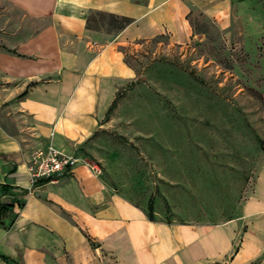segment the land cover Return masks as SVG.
Instances as JSON below:
<instances>
[{
  "label": "crops",
  "instance_id": "1",
  "mask_svg": "<svg viewBox=\"0 0 264 264\" xmlns=\"http://www.w3.org/2000/svg\"><path fill=\"white\" fill-rule=\"evenodd\" d=\"M96 13L133 22L89 28ZM198 14L230 40L264 35V0H0V264H264V146L238 214L213 209V220L196 206L165 215L82 162L36 187L28 175L49 145L95 163L110 108L138 78L121 47L187 44Z\"/></svg>",
  "mask_w": 264,
  "mask_h": 264
},
{
  "label": "rangeland",
  "instance_id": "2",
  "mask_svg": "<svg viewBox=\"0 0 264 264\" xmlns=\"http://www.w3.org/2000/svg\"><path fill=\"white\" fill-rule=\"evenodd\" d=\"M191 24L187 44L161 36L123 47L138 78L121 89L95 163H82L109 170L119 190L153 197L165 215L196 206L213 220V209L238 214L236 191L264 146V35L230 40L202 14Z\"/></svg>",
  "mask_w": 264,
  "mask_h": 264
},
{
  "label": "built area",
  "instance_id": "3",
  "mask_svg": "<svg viewBox=\"0 0 264 264\" xmlns=\"http://www.w3.org/2000/svg\"><path fill=\"white\" fill-rule=\"evenodd\" d=\"M82 160L61 152L54 145L32 151L27 164L31 184L36 187L39 182L58 181L67 177ZM87 166L97 175L101 170L97 164L87 163Z\"/></svg>",
  "mask_w": 264,
  "mask_h": 264
},
{
  "label": "trees",
  "instance_id": "4",
  "mask_svg": "<svg viewBox=\"0 0 264 264\" xmlns=\"http://www.w3.org/2000/svg\"><path fill=\"white\" fill-rule=\"evenodd\" d=\"M106 19L109 20V22L107 24H109V26L113 27L115 30H122V29L126 28L127 26H129L133 22L132 19L127 18V17H117L114 15L96 13V14H93L89 17L88 26H89V28L98 27L100 25L104 26ZM121 51L123 52V47H121ZM116 106H117V99L115 100L112 107L110 108V111L107 115V118L109 117L110 113L116 108ZM48 182H50V181L49 180L41 181L38 183L37 186L43 185V184L48 183ZM8 207L9 206H7V205H0V215H3L7 211ZM149 209H150L151 219H153V205H152V203L150 204Z\"/></svg>",
  "mask_w": 264,
  "mask_h": 264
}]
</instances>
